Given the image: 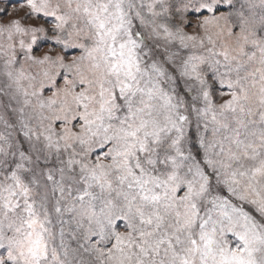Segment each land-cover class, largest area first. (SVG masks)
I'll list each match as a JSON object with an SVG mask.
<instances>
[{"label":"snow or ice","instance_id":"6c2138e0","mask_svg":"<svg viewBox=\"0 0 264 264\" xmlns=\"http://www.w3.org/2000/svg\"><path fill=\"white\" fill-rule=\"evenodd\" d=\"M0 264H264V0H0Z\"/></svg>","mask_w":264,"mask_h":264}]
</instances>
